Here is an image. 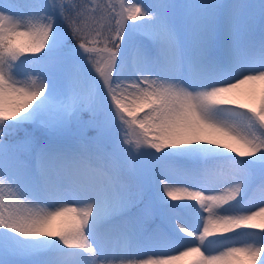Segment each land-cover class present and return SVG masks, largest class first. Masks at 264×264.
<instances>
[{
  "label": "snow or ice",
  "instance_id": "6c2138e0",
  "mask_svg": "<svg viewBox=\"0 0 264 264\" xmlns=\"http://www.w3.org/2000/svg\"><path fill=\"white\" fill-rule=\"evenodd\" d=\"M0 264H264V0H0Z\"/></svg>",
  "mask_w": 264,
  "mask_h": 264
},
{
  "label": "rangeland",
  "instance_id": "374dc122",
  "mask_svg": "<svg viewBox=\"0 0 264 264\" xmlns=\"http://www.w3.org/2000/svg\"><path fill=\"white\" fill-rule=\"evenodd\" d=\"M95 2L99 3L100 0H95ZM104 2H106V0H104ZM140 2H141V3H147L148 0H140ZM129 23H131V22H129ZM176 186H177V187H182L183 185L177 184ZM237 246H239V245H237Z\"/></svg>",
  "mask_w": 264,
  "mask_h": 264
},
{
  "label": "bare ground",
  "instance_id": "6f19581e",
  "mask_svg": "<svg viewBox=\"0 0 264 264\" xmlns=\"http://www.w3.org/2000/svg\"><path fill=\"white\" fill-rule=\"evenodd\" d=\"M193 190H199V189H193ZM206 194H214V193H206ZM252 210H257V209L253 208Z\"/></svg>",
  "mask_w": 264,
  "mask_h": 264
}]
</instances>
